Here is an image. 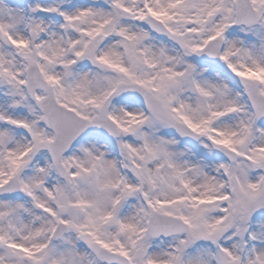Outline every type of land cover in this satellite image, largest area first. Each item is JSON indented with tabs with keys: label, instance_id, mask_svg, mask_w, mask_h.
Here are the masks:
<instances>
[{
	"label": "snow or ice",
	"instance_id": "6c2138e0",
	"mask_svg": "<svg viewBox=\"0 0 264 264\" xmlns=\"http://www.w3.org/2000/svg\"><path fill=\"white\" fill-rule=\"evenodd\" d=\"M0 264H264V0H0Z\"/></svg>",
	"mask_w": 264,
	"mask_h": 264
}]
</instances>
